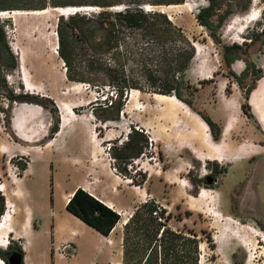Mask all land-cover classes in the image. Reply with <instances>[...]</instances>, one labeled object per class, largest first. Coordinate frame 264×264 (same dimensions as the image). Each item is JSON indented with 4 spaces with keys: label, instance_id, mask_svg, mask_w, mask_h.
Returning a JSON list of instances; mask_svg holds the SVG:
<instances>
[{
    "label": "rangeland",
    "instance_id": "rangeland-1",
    "mask_svg": "<svg viewBox=\"0 0 264 264\" xmlns=\"http://www.w3.org/2000/svg\"><path fill=\"white\" fill-rule=\"evenodd\" d=\"M90 1L93 0H0V4L21 7L20 9L5 10L9 12L6 16L0 15L2 19L12 23L11 26H8L9 41L19 58L20 65L15 71L8 74L7 79L19 92L25 90L36 99L33 103L17 104L0 96V186H6L8 195H5L0 189V209L3 197L5 203L7 198L11 199L13 213L16 207L19 208V215L29 211L34 227V234L30 237L44 244L51 241L53 229L51 227L54 225L52 212L54 208L60 209L63 206L62 189L69 187L77 178V173L70 164L64 162V158L80 144L88 143L83 128L92 126L99 137L109 133L112 139L106 140L104 146L107 149L108 146H111L107 150L111 155L113 150L116 151L128 140V134L132 128L136 130L140 128L136 119L140 113L157 116L156 112L158 111L174 110L157 101L155 96L158 94L147 89L145 91L138 89L139 92L135 93L134 98L131 95L135 89H130L124 97H120L116 93L113 95L115 90L108 85L68 80L64 62L59 54L55 53V47L51 46L48 40L50 37H54V33L57 34V24L61 16L68 17L79 11H98L97 7L90 4H73L89 3ZM207 4V0H186L179 4L146 2L144 6L147 10L163 9L166 11L195 45L197 50L195 61L217 67L215 77L208 81L210 85L215 81L218 73L220 77L230 79L227 89L231 90V83H236L244 99L246 88L252 84V72L254 71L251 67L248 77L242 76L246 68V60L255 63L256 67L264 69L263 37L256 38L257 34L264 29V20H262L264 0H254L244 10H236L233 6L235 12L228 17L220 29L223 44L237 43L242 46L241 57L231 67L224 61L222 48L214 42L208 29L197 21L196 14L201 7ZM43 6L45 8H41ZM80 7L90 10H78L69 15H60L55 10L59 8L70 10ZM43 9H48L53 14L36 19L38 25L30 33V36L29 30L22 27V24L32 21V16L14 17L11 12L13 10L30 12ZM25 52L33 55L29 57V63L26 60V66H23L20 53ZM30 65H32V69H30ZM231 70L240 75L241 83L230 74ZM192 77L196 82L187 79L190 88L184 92V98L190 101L191 106L197 101L198 90L206 83V80L198 81L197 75ZM24 79H26V83ZM258 83L259 80L256 81L255 86ZM21 86H23L22 89ZM215 93V90L212 89V99H216ZM50 99L54 101V104L49 102ZM153 99L159 103L152 101ZM119 103L124 104V107L118 113ZM251 103L250 111L253 113V117L250 118L255 120L256 134L259 136L252 137L249 132L245 133V138H255L257 144L254 154L247 159L239 158L229 165L216 160H194L190 166L186 160H183L181 151L164 150L156 140L150 147L148 139L146 153L140 157L129 159V164H126L128 172L138 182L146 181L143 175H147L148 178V173L155 169L162 171L174 168L175 173L184 171L185 168L189 169L188 173L185 172L187 180L182 181L180 177H174L178 181L177 183H183L189 187L184 196L172 198L169 193L170 189L163 188L165 191L162 192L160 202L157 203L171 213V219L168 222L171 227L175 229L191 228L198 233L202 240L200 264H264V131L262 129L264 127V81L253 92ZM28 104L41 107L45 114L51 117L50 129L57 119L60 118L62 123L64 112L71 115L74 122L69 126L67 134L52 147H46L41 151L32 150L26 156H22L16 154L19 145L13 141L25 144L19 138L23 137L16 129V119L22 106ZM194 106L199 107L200 105L196 103ZM124 109H128V113L125 112V115ZM116 115H119L118 120L121 119L119 124L105 121L107 117ZM259 120L260 122L262 120L263 126ZM120 131L121 135L116 134ZM149 133L153 135L148 131ZM21 162H28L26 170L20 168ZM119 162V160H114L115 164ZM207 175L218 179L212 185L218 193L207 190V183L204 182ZM152 189L159 192V184L155 179ZM200 192L201 195L198 197ZM220 198L224 202L223 211L230 213L233 217L222 212ZM12 201H15V205ZM11 204H9V209ZM205 230L211 233L212 239L216 243L215 248L210 246L208 236L204 233ZM9 240L13 241L11 237ZM38 264L42 263L39 261Z\"/></svg>",
    "mask_w": 264,
    "mask_h": 264
},
{
    "label": "trees",
    "instance_id": "trees-1",
    "mask_svg": "<svg viewBox=\"0 0 264 264\" xmlns=\"http://www.w3.org/2000/svg\"><path fill=\"white\" fill-rule=\"evenodd\" d=\"M186 0H93L89 3L98 11L75 12L68 17L61 16L57 24L58 54L66 69L68 80L80 83H100L114 88L117 96L124 97L130 89L145 91L158 95H173L191 105L184 98L190 84L186 71L196 55V47L183 29L174 23L167 12L160 9L147 10L144 4H179ZM208 4L196 14L200 25L206 27L214 42L222 48L226 64H232L241 57L242 46L234 43L223 44L220 29L228 17L236 10L247 9L254 0H207ZM54 5H57L54 3ZM177 6V5H171ZM18 5L0 4V12L20 9ZM45 8V6L41 7ZM43 9L40 11H44ZM22 11V10H13ZM264 20V8L262 10ZM11 22L0 17V96L12 103H33L36 99L31 94L18 91L8 81V74L15 71L19 58L9 41L8 26ZM263 37L264 29L256 38ZM252 84L244 92L243 111L253 117L250 111V94L255 83L264 77V69L246 60L242 73L248 77L250 68ZM230 74L239 83L240 75L234 71ZM212 80V79H211ZM21 89L23 86L20 87ZM230 92L229 89H227ZM50 103L54 104L52 99ZM118 113L124 104H118ZM210 127L215 140L221 137V127L210 116L200 113ZM119 115L107 117L105 121L118 120ZM60 118L52 125L48 139L53 138L60 129ZM148 135L144 130L134 129L128 134V140L111 153L119 160L118 171L137 181L128 172L126 164L134 157H140L148 149ZM122 160V161H121ZM129 164V163H128ZM28 162H21L20 168L26 170ZM147 180V175H143ZM208 187V186H206ZM210 186L208 188H213ZM155 199L141 203L130 216L123 228V248L125 264H200L202 240L191 228L175 229L168 222L171 213L160 206ZM5 208L2 197L0 215ZM67 209L82 218L105 235H109L119 222L121 216L83 188H77L67 203ZM207 234L210 246L216 247L212 235ZM7 258L0 255V259ZM4 261V262H5Z\"/></svg>",
    "mask_w": 264,
    "mask_h": 264
},
{
    "label": "crops",
    "instance_id": "crops-1",
    "mask_svg": "<svg viewBox=\"0 0 264 264\" xmlns=\"http://www.w3.org/2000/svg\"><path fill=\"white\" fill-rule=\"evenodd\" d=\"M196 58L197 50L186 71V79L196 82L192 76L197 75L198 81L206 80L205 86L198 90L197 101L194 103V105L199 103L200 106H191L174 96L177 101H171L169 104L161 102L165 106L173 108V111H158L156 112L157 116L140 113L136 118L140 129L151 132L155 136L157 144L164 150L181 151L183 160H186L190 166L194 160H216L229 165L236 159L249 158L254 154L257 144L255 138H245V133L249 132L252 137L259 135L256 134L255 120L251 119L242 109L244 99L241 90L236 83L232 82L231 90L228 92L227 87L230 79L220 77L217 71V77L210 85L208 81L215 77L217 67L197 62ZM263 81L264 78L259 80L253 92L259 88ZM212 89L216 92V99L211 98ZM253 92L249 99L251 105ZM169 97H173V95H169ZM152 101L159 103L155 99ZM125 112L128 113V109H124V115ZM200 113L210 116L220 125L222 133L219 140L213 138L209 125ZM73 122L71 120L72 124ZM109 122L119 124L121 119L118 121L109 120ZM260 124L262 125L261 122ZM68 128L63 131L60 127L55 136L50 139L47 138L50 128L47 135L43 137L21 138L18 136L25 144L13 141L19 145L16 154L26 156L32 150L41 151L46 147L50 148L67 134ZM262 129L264 131V127ZM93 130L92 126H85L83 132L88 143L80 144L64 158V162L70 164L77 173V178L69 187L62 189L63 206L60 209L54 208L52 212L54 225L51 227L53 228L51 241L44 244L30 237L34 234L31 214L28 211L19 215L18 207L12 213L8 230L0 234L1 238L3 235H7L21 244L24 264H38L39 261L42 264H125L123 228L135 209L148 199L160 202L162 192L165 191L163 188L170 189L169 193L172 198L174 196L182 197L185 191L189 190L187 185L177 183L178 181L174 178L180 177L182 181L187 180L188 168L178 173H175L174 168L162 171L155 169L148 173V178L142 185H136L130 180V177L120 172H114L108 149L104 146L105 141L112 137L109 133L99 137ZM116 134L121 135L122 132H116ZM209 149L215 153H222V159L209 158ZM154 179L159 184V192L152 189ZM77 188H83L120 214L119 222L109 235L103 234L67 209V203ZM207 190L218 193L215 188ZM200 195L201 192L198 197ZM7 203L8 198L6 199V213ZM220 203L222 212L225 213L222 199ZM13 204L15 205V201ZM225 214L233 217L230 213ZM3 263L6 264L4 261Z\"/></svg>",
    "mask_w": 264,
    "mask_h": 264
},
{
    "label": "bare ground",
    "instance_id": "bare-ground-1",
    "mask_svg": "<svg viewBox=\"0 0 264 264\" xmlns=\"http://www.w3.org/2000/svg\"><path fill=\"white\" fill-rule=\"evenodd\" d=\"M85 9L87 10L89 8H81L80 7V8L70 9V10H67V8H62V9L59 8V9H55V10L60 15H69V14L73 13L74 11L85 10ZM1 14L3 16H6L9 14V12H3V13L0 12V15ZM10 14H12V13H10ZM52 14L53 13L50 12L48 9L44 10V11H30V12L15 11V12H13L14 17L24 16V15L32 16V19H31L32 21H27V22L22 24V27L27 28L29 30V36H30V33L32 31H34V29H36V27L38 25V21L36 19H38L44 15L52 16ZM48 41H49V44L51 46L55 47V53L58 54L57 34L54 33V37H50ZM20 55H21V63L23 64V66H26L25 63L27 61L29 63V57L33 54L25 52L22 54L20 53ZM32 68H33L32 65H30V69H32ZM24 81H25V83L27 82L26 79H24ZM29 90H30V88H29ZM137 92H139V91L133 90V95H131V97L134 98V95ZM155 97L157 98V101L163 102V103H168V104L171 101H177V99H175L174 97H168V96H163V95H156ZM20 112L17 113V119H16V129L19 131L20 136L25 137V138H34L36 136L43 137V136L47 135L48 130L51 126V120H50V116L45 114L44 110L41 107H36L34 105L28 104V105L22 106ZM71 120H72L71 115L64 112V118H63L62 123H61V129L63 131L66 130L68 128V126L71 124ZM261 122H262V120H261ZM211 149H212V147H211ZM212 150L209 151L208 157L211 159L214 158L217 160H221L222 159V157H221L222 153L221 154L218 152L215 153ZM3 187L4 186H2L1 190L3 189ZM7 212L8 213H6L4 218H2V220L0 221V234L3 233L4 231L8 230V226H9L8 224L12 218V213H13V205L12 204L10 205V209H9V211L7 210ZM8 244H9L8 236L3 235L1 238V235H0V246L5 247ZM0 264H4L3 261L0 260Z\"/></svg>",
    "mask_w": 264,
    "mask_h": 264
},
{
    "label": "flooded vegetation",
    "instance_id": "flooded-vegetation-1",
    "mask_svg": "<svg viewBox=\"0 0 264 264\" xmlns=\"http://www.w3.org/2000/svg\"><path fill=\"white\" fill-rule=\"evenodd\" d=\"M259 91H260V89H259ZM207 176H211L212 177V180H213V182H212V184H206L208 187H210V186H212L213 184H215L216 182H217V178L216 177H214V176H212V175H207ZM205 177V179H204V182L205 183H207V180H208V177ZM6 189V186H4L3 187V189H2V191H3V193L5 194V195H7V191L5 190ZM8 196V195H7ZM11 202V199L10 198H8V203H7V205H8V210H9V204H11L10 203ZM5 207H6V203H5ZM5 209L6 208H4V211H5ZM4 211H3V213H4ZM5 213H6V211H5ZM4 213V215L2 216V214L0 215V221L2 220V218H4V216L6 215ZM2 216V217H1ZM8 238H9V236H8ZM12 238V240L13 241H10L9 240V244L7 245V246H5V247H0V255H3V256H5L7 259L8 258H10L11 256H12V254L14 253V252H16V251H18V252H23V250H22V246H21V244L18 242V241H16V240H14V238L13 237H11Z\"/></svg>",
    "mask_w": 264,
    "mask_h": 264
},
{
    "label": "water",
    "instance_id": "water-1",
    "mask_svg": "<svg viewBox=\"0 0 264 264\" xmlns=\"http://www.w3.org/2000/svg\"><path fill=\"white\" fill-rule=\"evenodd\" d=\"M160 10L164 11L163 9H160ZM164 12H166V11H164ZM207 177H208L207 184H209V185L212 184V182H213L212 177L211 176H207ZM5 263L6 264H24V253L18 252V251L14 252L12 254V256L5 261Z\"/></svg>",
    "mask_w": 264,
    "mask_h": 264
},
{
    "label": "built area",
    "instance_id": "built-area-1",
    "mask_svg": "<svg viewBox=\"0 0 264 264\" xmlns=\"http://www.w3.org/2000/svg\"><path fill=\"white\" fill-rule=\"evenodd\" d=\"M137 129L142 130V129H140V128H137ZM146 133H147L148 138H149L150 147H152L153 142H155V137H154L153 135H151L150 133L148 134V131H146ZM110 148H111V146H108V149H110ZM108 155H109L110 159H111L112 162H113L112 170H113L114 172H119L118 169H117V167H116V165H115V163H114V160H115V159L112 158V156L110 155L109 152H108ZM130 180L132 181V178H130ZM1 188H2V185L0 186V189H1Z\"/></svg>",
    "mask_w": 264,
    "mask_h": 264
}]
</instances>
